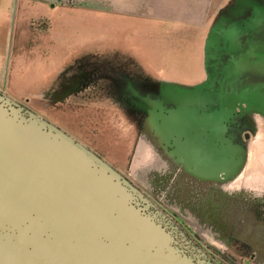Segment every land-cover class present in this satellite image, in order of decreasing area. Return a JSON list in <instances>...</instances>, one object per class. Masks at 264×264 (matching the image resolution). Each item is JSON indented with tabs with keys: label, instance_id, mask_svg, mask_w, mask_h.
I'll return each instance as SVG.
<instances>
[{
	"label": "crops",
	"instance_id": "0c3cea01",
	"mask_svg": "<svg viewBox=\"0 0 264 264\" xmlns=\"http://www.w3.org/2000/svg\"><path fill=\"white\" fill-rule=\"evenodd\" d=\"M234 2L0 0V93L75 119L61 131L201 243L264 264V103L218 114L251 33Z\"/></svg>",
	"mask_w": 264,
	"mask_h": 264
},
{
	"label": "bare ground",
	"instance_id": "6f19581e",
	"mask_svg": "<svg viewBox=\"0 0 264 264\" xmlns=\"http://www.w3.org/2000/svg\"><path fill=\"white\" fill-rule=\"evenodd\" d=\"M110 198L104 181L92 179L83 163L62 146L44 143L41 151L30 143L29 132L0 127V224L18 225L31 210L42 219L30 223V235L20 230L15 237L0 236V264H168L137 252L138 244L151 239L143 240L135 232L151 237L148 226L127 214L113 223L105 220L107 209L93 201L109 203ZM46 227L52 241L39 237ZM99 231L111 235L110 246L97 242ZM124 237L131 239V250L119 248ZM27 244L32 246L29 253L24 250Z\"/></svg>",
	"mask_w": 264,
	"mask_h": 264
},
{
	"label": "water",
	"instance_id": "95a60500",
	"mask_svg": "<svg viewBox=\"0 0 264 264\" xmlns=\"http://www.w3.org/2000/svg\"><path fill=\"white\" fill-rule=\"evenodd\" d=\"M242 25L251 28V33L245 45L241 48L242 53L232 55V59L222 71L218 88V97L221 105L218 114L221 116L228 114L235 107L242 111L244 106L250 103H264V56L259 50L262 45L258 44L257 41L260 40L259 35L264 28V13L258 14L254 12L251 18ZM244 79L258 80L259 84H262V88L252 82L243 83ZM4 103L10 102L0 96V127L5 128V126H8L19 132H29L30 143H35L41 151L44 143L53 144L57 148L62 146L72 158H76L83 163L84 171L92 179H102L104 181L106 189L110 190L111 202L93 201V203L94 206H103L107 209L106 221L113 223L120 221L123 214L132 215L136 223H142L153 231L154 235L151 237L135 232L136 236L143 240L146 238L151 239L144 245L138 244L136 246L140 256L146 259L167 260L168 264H204L198 254H195L187 244L179 240L173 229L143 204L135 190L124 179L81 146L71 141L63 133L56 131L45 122H39L32 115H28V117L22 116L24 122L21 123L19 111L13 109L8 111L3 107ZM156 113L165 115L166 111L158 109ZM52 156L58 158L59 155L58 153H55V155L52 153ZM87 189L90 191L92 188L87 187ZM33 221L41 223L42 219L38 218L36 212L31 210L19 221L18 225L3 222V224L11 227V231L10 233L0 234V236L15 237L20 230L25 231L26 235H30L28 228ZM39 237L44 241H52L53 234L51 229L47 227L42 229ZM96 240L103 247H108L112 244L111 235L106 231L97 232ZM118 246L121 250L128 251L132 249L133 244L130 238L124 237L120 239ZM24 250L29 253L32 250V246L27 244Z\"/></svg>",
	"mask_w": 264,
	"mask_h": 264
},
{
	"label": "rangeland",
	"instance_id": "374dc122",
	"mask_svg": "<svg viewBox=\"0 0 264 264\" xmlns=\"http://www.w3.org/2000/svg\"><path fill=\"white\" fill-rule=\"evenodd\" d=\"M234 7H235V17L231 16L229 21H232L233 19H238L241 16H245L247 15L250 11H252V13H254L255 8L261 9L264 12V0H235L234 2ZM243 13V14H241ZM260 40L258 41V44L262 45V47H260V51L262 53V55L264 56V28L262 33H260L259 35ZM243 81V80H241ZM248 82H252L258 85H262L259 84L258 80H245L243 81V83H248ZM230 86V85H229ZM234 86V85H233ZM262 88V86H261ZM229 89V88H228ZM34 115H36L38 118H40L35 112ZM46 114V113H45ZM256 113H252V117L255 116ZM258 114V113H257ZM64 117L61 118L62 120H60V127H62V129L60 127H58L60 130L62 131H67V129H71L69 126V120L72 121L74 123V125H76L75 119H69V117L67 115H63ZM46 118L45 121H47L48 123L51 124L50 121H53L52 119L50 120V117L48 114L47 116H45ZM250 117V116H249ZM48 118V119H47ZM57 123V124H58ZM52 125V124H51ZM78 128H80L81 132H83V127L81 126H77ZM77 129V128H76ZM78 130V129H77ZM66 133V132H65ZM102 138V137H101ZM101 138L97 139V142L101 141ZM80 139V138H79ZM79 144V143H78ZM81 144H83V142H81ZM100 144V143H99ZM80 145V144H79ZM84 145V144H83ZM121 154H123L122 151H120ZM122 156V155H121ZM143 198H145L148 202H150L151 204L155 205L157 207V209L159 211H161L162 213H164L167 217L170 218V216L167 215V213L158 205H156L152 200H150L149 198H147V196H144L143 194H141ZM171 219V218H170ZM171 221H173L171 219ZM178 228H180L184 233L186 232V236L188 237V240L194 245V247L199 251L200 254H202L203 256V260H204V264H237L236 261L232 258L229 254H226L224 252H218L215 251L211 248H209L208 246L204 245L203 243H201V241H199L198 239H196L191 232L189 233L187 231V229H185L181 224H179L177 221H173ZM235 261V262H234ZM246 261H249L248 259H246ZM248 264V263H247Z\"/></svg>",
	"mask_w": 264,
	"mask_h": 264
},
{
	"label": "flooded vegetation",
	"instance_id": "af4514ba",
	"mask_svg": "<svg viewBox=\"0 0 264 264\" xmlns=\"http://www.w3.org/2000/svg\"><path fill=\"white\" fill-rule=\"evenodd\" d=\"M0 96L4 99L9 101L10 103H4L3 107L5 109H7L8 111H11L12 109L15 111H19V116H20V122L23 123V119L22 116L24 117H28V115H32L35 119H37L39 122H45L47 125L51 126L53 129H55L56 131H59L61 133H63L65 136H67L71 141L75 142L70 136L66 135L64 132H62L58 127H55L53 125H51L50 123L44 121L42 118H38L36 115H34V113L30 112L24 105L16 103L14 101H12L10 98H8L7 96L3 95L2 93H0ZM76 143V142H75ZM78 144V143H76ZM79 145V144H78ZM80 146V145H79ZM84 149V148H83ZM88 152V151H87ZM89 153V152H88ZM93 157H95L97 160H99L96 156H94L93 154H91ZM100 161V160H99ZM101 162V161H100ZM102 163V162H101ZM132 187V186H131ZM133 188V187H132ZM134 189V188H133ZM137 196L140 198V200L143 202L144 205H146L148 207V209L153 212L156 213L157 216L165 223L167 224L171 229H173L175 231V233L178 235L179 240L185 244H187L191 250H193V252L195 254H198L202 260H203V256L202 254L199 253V251L194 247V245L188 240V237L186 236V232L184 233L180 228H178V226L173 222L175 221V219L173 218V216H171L170 218L173 220L171 221V219L169 217H167L164 213H162L161 211H159L153 204H151L150 202H148L145 198L142 197V195L136 190L134 189ZM186 229V228H185ZM11 231V227H8L7 224H0V234H6V233H10ZM189 233L190 231L187 230ZM204 261V260H203Z\"/></svg>",
	"mask_w": 264,
	"mask_h": 264
}]
</instances>
